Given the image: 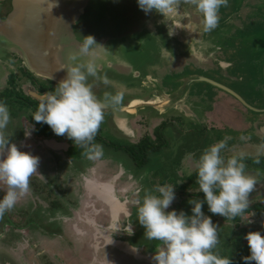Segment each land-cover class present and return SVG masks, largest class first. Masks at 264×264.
I'll list each match as a JSON object with an SVG mask.
<instances>
[{
  "label": "flooded vegetation",
  "instance_id": "1",
  "mask_svg": "<svg viewBox=\"0 0 264 264\" xmlns=\"http://www.w3.org/2000/svg\"><path fill=\"white\" fill-rule=\"evenodd\" d=\"M121 1L125 14L133 10L137 28L127 34L134 33L141 28L147 14L137 7L135 0ZM188 1L182 22L198 26V39L208 42L207 53L201 45L198 58L178 54L174 59L151 63L152 71L150 67L142 71L136 66L113 63L112 74L100 69L96 77L88 78L102 95L119 92L123 99L164 105L161 109L154 108L153 113L133 115L121 125L115 122L114 111L106 108L93 141L102 145L103 154L95 159H88L85 150L76 147L70 139L55 135L47 124L32 120L40 94L54 91L57 82L36 75L20 49L3 47L8 53L6 58H0L1 68L5 69V77L0 79V101L6 104L10 115L20 118L22 135L9 130L2 137L7 140L9 134V143L38 157L39 161L29 177V190L22 195L28 204L22 226L26 235L21 240L24 244L21 247H26L21 252L17 249L10 252L5 245L17 264H40L38 256L45 260L44 255L50 257L49 252V259L57 264H154L151 257L159 241L146 239L141 245H134L130 241L134 233L130 236L123 231L113 233L114 223L126 229L128 223L135 222L128 219L135 204L132 196L139 197V207L140 196L145 192L142 180L152 171L146 170L149 162L138 166L132 151L140 149L143 139L151 146L157 147L159 142L166 146L167 135L179 134L184 138L190 132L195 133L192 124L198 121L203 139L208 141L212 135L216 142L225 140L223 157L243 154L245 174L254 181L248 207L239 216L230 218L235 223L229 224L235 234L229 238L239 242L237 247L246 244L249 253L244 235L249 231L264 235V0H228V5L219 9L218 25L211 32L203 31L202 15L192 0ZM89 7L72 24L74 36L81 43L85 17L91 22L96 13L93 9L89 16ZM141 17L143 20L139 22ZM91 36L98 44L103 39L95 34ZM98 44L90 48L89 54ZM153 65L157 69L153 70ZM197 76L201 78L199 82L188 81ZM121 77L135 81L127 82ZM31 126L35 130L26 136ZM180 181L176 185L184 187ZM170 186L174 187V182ZM19 217L14 215V219ZM217 222L213 221L223 226ZM228 235L217 231L218 241L212 251L237 264V259H233L236 249L222 248L225 254L219 249L220 240L227 241ZM50 243L53 245L47 249ZM132 247L141 250L133 252ZM246 251L241 257L250 254Z\"/></svg>",
  "mask_w": 264,
  "mask_h": 264
},
{
  "label": "clouds",
  "instance_id": "2",
  "mask_svg": "<svg viewBox=\"0 0 264 264\" xmlns=\"http://www.w3.org/2000/svg\"><path fill=\"white\" fill-rule=\"evenodd\" d=\"M192 2L202 15L204 32H211L217 27L219 9L228 5V0ZM137 5L145 14L155 12L162 17L177 11V0H137ZM175 27L169 25V36L174 34ZM96 44L93 36H84L80 54L88 55L90 48ZM69 59L75 61L77 57L73 55ZM60 71L65 73L64 77L54 91L40 94L32 120L47 124L55 135L65 136L76 147L83 148L88 159L98 158L103 154V147L93 141L104 119V110L119 106L123 95L106 92L103 98L96 96L92 85L87 82L89 76H97V65L93 60L62 67ZM8 121V108L0 101V129L6 127ZM34 130L31 126L26 136ZM225 146V140L218 141L199 156L195 183L199 192L203 193V200L188 201L190 214L183 209L169 210L175 199L172 186H160L158 195L146 193L140 202L136 221L143 227L146 239L160 242L151 257L154 264H231L229 258H221L212 251L218 241L217 226L202 208L206 203L208 212L213 215L239 216L248 207V195L253 190L254 181L245 174L243 154L227 158L221 155ZM0 149H5L4 154H0V182L7 186L3 196H0L2 216L14 207L19 196L28 192L29 177L36 171L39 161L38 157L19 150L3 137H0ZM256 162L259 163V160ZM119 231L132 235V223H128L126 229L114 223L113 233ZM243 238L250 253L242 257L244 264H264V235L259 231H249ZM131 250L138 251L133 247Z\"/></svg>",
  "mask_w": 264,
  "mask_h": 264
},
{
  "label": "water",
  "instance_id": "3",
  "mask_svg": "<svg viewBox=\"0 0 264 264\" xmlns=\"http://www.w3.org/2000/svg\"><path fill=\"white\" fill-rule=\"evenodd\" d=\"M88 2L89 0H0V48L20 49L36 75L57 83L65 75L60 71L62 67L87 63L89 60L95 62L97 71H110L113 63L136 66L137 58L142 59L152 51L163 60L174 59L178 54L198 58L201 44L196 37V26L182 22L188 0H177V11L165 17L155 12L148 13L136 32L119 38L100 39L99 44L103 47L98 45L92 54L81 55L79 48L82 43L75 38L72 24L83 14ZM134 3L137 4V0ZM169 25L177 26L171 36L168 35ZM73 55L77 57L75 61L69 59ZM91 85L96 96L103 98V93ZM131 101L124 98L119 106L109 107L114 111L115 122L120 125L127 123L131 116L144 112L145 107L159 109L164 106L146 101L131 107ZM130 108L133 111H129Z\"/></svg>",
  "mask_w": 264,
  "mask_h": 264
},
{
  "label": "rangeland",
  "instance_id": "4",
  "mask_svg": "<svg viewBox=\"0 0 264 264\" xmlns=\"http://www.w3.org/2000/svg\"><path fill=\"white\" fill-rule=\"evenodd\" d=\"M129 2L130 0H123ZM122 1H116V0H90L88 3L89 7V16L92 13V10H95V15L93 16L92 21L90 22V19L88 17H85L86 24L82 28V31L80 32L81 38H84V36L88 35H97L100 36V38H119L124 37L125 33L127 34L128 31H132L133 29L137 28V24L134 21L133 17V10H127L129 11L127 14H125L121 9ZM87 6V7H88ZM138 7V5H137ZM88 12V11H87ZM86 14V13H85ZM110 16L108 17L107 16ZM262 18V16H261ZM143 20V17L139 18V22ZM196 27H198L196 25ZM198 34H196V37ZM198 38V37H197ZM8 51L4 48H0V58L4 57L6 58ZM181 55V54H180ZM193 56V55H192ZM158 62H165V60L162 59L160 55L155 53V51L148 52L142 59L141 57L137 58L136 66H138L142 71L145 69H149L152 71V64ZM1 62H0V79L5 77V69L1 68ZM157 69L155 65H153V70ZM98 72V71H97ZM108 72V71H107ZM90 78V76L88 77ZM122 80H132V78H126L121 77ZM133 82L135 80H132ZM96 82H98L96 80ZM93 84V83H91ZM96 85L95 83L93 84ZM132 87H136V84H131ZM114 95V94H113ZM161 109V107L159 108ZM155 110L152 107H145L144 112L142 113H149L154 112ZM192 120L193 117H189ZM20 118L16 117L14 118L12 115L9 114V121L6 127L3 129H0V137L4 134L6 131L9 133V130L12 134H18L22 135V123L19 122ZM195 126V133H188L183 138L179 134L167 135V141L168 143L166 146H163L161 149L157 151H151L150 152V161L149 164L146 167V170H152L148 175H145L144 180H142V183L145 192L142 196H140L141 201L143 200L146 193L149 194H155L157 195V192L154 190V188L158 189L162 184L165 183V186H170L172 182H174V192H183L182 194H175V199L172 203L176 206L170 207L171 209H176L177 211L183 209L186 213L190 214V208L191 205L188 203L190 199H200L203 200V193L199 192V187L195 183L196 181V170L199 160V155L203 152L204 149L209 147L212 144H215L216 141L212 135H209V140L206 141L203 139L202 136H200V124L199 121L196 124H192ZM198 127V128H197ZM113 128V126H111ZM15 132V133H13ZM9 134L7 135V140L9 139ZM9 142V141H8ZM5 149H0V154H4ZM237 153V151H234ZM186 153V155L182 159L183 154ZM198 154V155H197ZM160 179V180H159ZM179 179V180H178ZM184 182V187L177 186V183ZM155 182V183H154ZM153 184V185H152ZM157 184V185H156ZM156 185V186H154ZM159 185V186H158ZM154 187V188H153ZM6 191V188H4L2 182H0V196H3L4 192ZM199 194L200 196H197ZM132 200L135 201L133 204V208L129 210L132 216H130L128 219L134 220L132 221L133 226V233L134 237L131 236V243L132 244H138L141 245L143 241H146V238L144 237V229L143 227L136 221L137 219V209H138V199L137 196H132ZM36 200H39L38 198H35ZM28 204L25 203V197L22 196L20 199V202H16L14 207L10 211H6L2 216H0V264H5L9 262L10 264H17L12 257L10 256V252H13L14 249H17V252H21L25 249V247H21L23 242L21 241L23 238H25L26 235V229H23V220L26 217V207ZM202 211L205 213V215H208L211 217L212 221H218V224H222L223 226H217V231L220 233L226 232L228 233V239L227 241L220 240L219 249L222 250V248H230L235 251L233 252V259H237V264H244L241 254L244 253V251L247 250V245H238L239 242H237L236 239L229 238L230 235H234L235 233L232 232L231 226L229 224L235 225L234 222H230L229 217H222L219 215H213L212 213L208 212L207 204L205 203ZM14 215L20 216L19 218L14 219ZM25 216V217H24ZM43 222V219L40 220ZM227 221V222H225ZM244 223V222H243ZM14 224V226H12ZM14 228H17L15 230ZM49 230V229H48ZM52 230V229H50ZM136 233V234H135ZM139 238H138V235ZM236 240V241H235ZM12 241V242H11ZM9 246V250L8 247ZM53 244L50 243V246L47 248L49 249L52 247ZM236 246V247H234ZM138 252H140L141 249L137 248ZM39 250V249H38ZM68 250V249H67ZM223 251V250H222ZM222 251H220L222 253ZM248 253V251H246ZM50 257H51V252ZM246 253V254H247ZM135 254V253H134ZM137 254V253H136ZM223 254H225V251H223ZM249 254V253H248ZM54 256V253L52 254V257ZM248 256V255H247ZM48 257V258H47ZM49 256L44 255V259L38 256V260L40 261V264H45L47 261H49L51 264H57V261H51ZM232 259V260H233ZM137 263V262H136ZM38 264V263H36ZM59 264V262H58Z\"/></svg>",
  "mask_w": 264,
  "mask_h": 264
},
{
  "label": "trees",
  "instance_id": "5",
  "mask_svg": "<svg viewBox=\"0 0 264 264\" xmlns=\"http://www.w3.org/2000/svg\"><path fill=\"white\" fill-rule=\"evenodd\" d=\"M160 139H161V137H160ZM149 143L150 142L145 141V139H143L142 144L140 146V149L136 148L135 151H132V156H133L134 160L136 159V164L138 166H140V165L143 166L144 164H146V162H149L150 160L147 159V156L149 155L150 150L154 149V148H157V150H159V149H161L162 144H163V143L159 142L158 146L156 147L155 145L151 146Z\"/></svg>",
  "mask_w": 264,
  "mask_h": 264
},
{
  "label": "crops",
  "instance_id": "6",
  "mask_svg": "<svg viewBox=\"0 0 264 264\" xmlns=\"http://www.w3.org/2000/svg\"><path fill=\"white\" fill-rule=\"evenodd\" d=\"M197 30H198V29H197ZM197 34H198V33H197ZM199 42H200V44H201L202 47H203V50H204L203 52H204V53H205V52L207 53V51H209V50H206V48L208 49V47H209L208 44H207L208 42L205 41V40H204V41H203V40H199ZM200 47H201V46H200ZM195 78H196V77H194V78H192V79H191V78H188V79H189L188 81L191 82V84H194V82H199V80H201V78H199L198 76H197L196 79H195Z\"/></svg>",
  "mask_w": 264,
  "mask_h": 264
},
{
  "label": "bare ground",
  "instance_id": "7",
  "mask_svg": "<svg viewBox=\"0 0 264 264\" xmlns=\"http://www.w3.org/2000/svg\"><path fill=\"white\" fill-rule=\"evenodd\" d=\"M144 102H146V101L141 100V99H133V100L131 101V107H134L135 105H137V104H139V103H144ZM148 103H154V102H153V101H148ZM129 111H133V108H130Z\"/></svg>",
  "mask_w": 264,
  "mask_h": 264
}]
</instances>
